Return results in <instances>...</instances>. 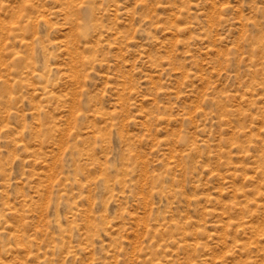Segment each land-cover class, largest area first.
<instances>
[{"label":"rangeland","instance_id":"obj_1","mask_svg":"<svg viewBox=\"0 0 264 264\" xmlns=\"http://www.w3.org/2000/svg\"><path fill=\"white\" fill-rule=\"evenodd\" d=\"M0 264H264V0H0Z\"/></svg>","mask_w":264,"mask_h":264}]
</instances>
